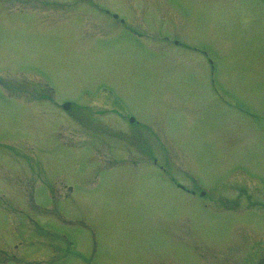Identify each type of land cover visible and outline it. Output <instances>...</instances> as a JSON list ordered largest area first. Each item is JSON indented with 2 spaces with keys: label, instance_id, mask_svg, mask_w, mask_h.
Listing matches in <instances>:
<instances>
[{
  "label": "rangeland",
  "instance_id": "rangeland-1",
  "mask_svg": "<svg viewBox=\"0 0 264 264\" xmlns=\"http://www.w3.org/2000/svg\"><path fill=\"white\" fill-rule=\"evenodd\" d=\"M48 1L0 0V264H264V0H95L203 53Z\"/></svg>",
  "mask_w": 264,
  "mask_h": 264
},
{
  "label": "flooded vegetation",
  "instance_id": "flooded-vegetation-1",
  "mask_svg": "<svg viewBox=\"0 0 264 264\" xmlns=\"http://www.w3.org/2000/svg\"><path fill=\"white\" fill-rule=\"evenodd\" d=\"M37 1H39V0H37ZM85 1H87V0H85ZM40 2L43 5H45V7L47 5L49 6V5L53 4L52 2H50L48 0H45V1L40 0ZM89 3L92 6L91 8H95L96 10L100 11L99 17L94 15L95 18L90 19V20L94 21L93 24H95V26L97 28L101 29L104 32V34H106V33L112 34V32H115V33L121 32V33H125V34L131 35V36L133 35L134 37L139 38L141 40L145 39L146 37H148L149 35L152 34L157 39H161L162 42H164L165 44L167 43V45L174 46V47H182V48H185L186 50H198L200 53H203V50H200L199 48L194 47V45L189 44L186 41H182L183 39L180 38V36L172 34V33L167 34L168 31L164 26L169 27L165 24L168 22L171 23L172 19L168 20L165 14H158L157 15V19L155 21H157L159 24L160 23L164 24V25L160 24V26H162V27L160 28V30H158L156 28V26L150 27L148 25H145L144 21H146V19L144 20V18L140 17L141 14L132 16L133 18H130V17H127L126 14L118 11L117 9H112L108 6H102L98 3H95V0H89ZM55 4H56V2H55ZM62 4H64V2H61V4H58L59 5L58 7L61 8L63 6ZM91 29H92L91 27L88 28V27H85L83 25L82 32L84 33V35H90ZM164 32H166V33H164ZM35 80L38 81L36 85L40 86L39 89L45 90V91H39L37 93L38 95H36V97H38V99H40V101L53 100V101H55V103L58 107L60 106V108H62V110L68 111L69 109H71L74 106L78 107L79 108L78 110H81L79 107V104L77 105L76 103H74L71 100L59 99L57 97V94L55 92L53 85H51L48 81L44 80L42 76L38 75V77ZM39 89H37V90H39ZM106 100L108 101V104L111 106L110 108H111L112 112H117L118 118H120L122 120H126L128 122L127 125H129V127H127V128H130L133 131H139V129H141L142 124L136 119V117L133 114H131L127 111H122V112L115 111V109L113 108V105H112V101H109L108 99H106ZM93 111H95V110L93 109ZM75 116H76L75 120L77 121V123H79L80 120H78L79 119L78 114L76 113ZM153 161H154V163L156 162L155 156H154ZM47 181H45V183H43V185H42L43 187L36 190V193L39 191H44V194L46 193L47 197H49V193L52 192V189H50L49 186L47 187V184H48ZM250 181L252 182L253 185L256 182L254 180H250ZM176 185L178 187H180V189L183 188L179 183H176ZM184 190L186 192L195 194V190H189V189H184ZM260 190L261 189H257V190L254 189V192H255L254 195H247L248 200H250L249 202L252 206V209H249V212H246V213H250V212H254V211H264V191H260ZM69 191L73 193L75 191V188L73 190V188L70 187ZM52 193H51V195L53 196ZM204 194H205L204 190H202V189L199 190L200 196H203ZM249 197H250V199H249ZM32 198H33L32 200H34L35 206L43 207L42 203H40L41 204L40 205L37 202H35L33 195H32ZM238 199H239V196L236 198V200H233L234 201V203H233L234 207L236 206L235 202H237ZM58 203H61V202L59 201ZM51 206H54V209H56L58 211L60 209L59 205H57V204L56 205L54 204ZM46 208H49V206ZM242 214H244V213H242ZM3 223L6 224V221ZM33 223H35V222H33ZM35 224L39 225L40 223L36 222ZM262 261L264 262V258H262Z\"/></svg>",
  "mask_w": 264,
  "mask_h": 264
}]
</instances>
